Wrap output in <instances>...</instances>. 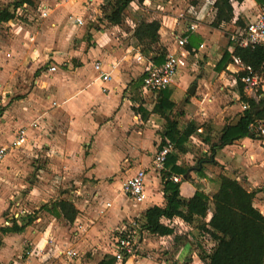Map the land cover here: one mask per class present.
Returning a JSON list of instances; mask_svg holds the SVG:
<instances>
[{
  "label": "crops",
  "instance_id": "0c3cea01",
  "mask_svg": "<svg viewBox=\"0 0 264 264\" xmlns=\"http://www.w3.org/2000/svg\"><path fill=\"white\" fill-rule=\"evenodd\" d=\"M34 1L38 6L54 7L41 17ZM34 1L23 9L36 12L38 17L28 25L25 37L29 40L23 38L21 44L16 41L12 46L9 35L0 41V47L5 45L0 58L6 60L0 67V106L4 107L0 146L9 152L43 144L40 155L46 163L39 166V187L44 202L67 199L78 210L75 220L68 221L56 207L51 213L55 221L35 234L33 242L44 251V257L47 249L63 264H81L90 252L94 264L107 254L114 256L118 229L137 220L149 207L165 205L169 193L165 186L171 174L181 176L180 195L185 199L197 190L215 193L222 175L251 181L254 186L264 179V149L253 132V137H242L213 151L223 128L236 125L246 111L242 107L241 77L250 65L235 53L241 47L232 46L230 34L254 19L264 5L256 0H231L234 16L215 26L217 0H133L130 5L140 11L139 20L118 24L104 17L106 6H111L109 0ZM18 17L16 13L0 23L10 25ZM141 19L159 22V39L143 40L148 41L147 55L125 41L136 38L134 32ZM190 23L196 27L188 31L186 46L180 47L176 37ZM225 24L233 27L227 34ZM116 29L123 36L116 34ZM175 52L179 69L173 83L157 94L145 93L141 79L147 67ZM224 55L226 62L220 66ZM159 58L163 60L157 62ZM98 61L110 74L109 80H102L95 68ZM52 65L57 69L50 70ZM190 81L196 84L194 94L189 93ZM169 102L173 105L168 106ZM169 121L177 122L181 133L194 128L182 150L166 135ZM21 129L25 137L18 140ZM168 142L173 145L168 155L175 156L176 161L172 159L164 171H159L152 162ZM174 165L183 170H174ZM142 168L147 170L145 195L141 201H134L124 194L123 184ZM14 219L20 224L11 216V224L8 220L1 227L11 226ZM180 222L192 226L179 217L172 224ZM28 224H23L22 231L0 232L20 234ZM146 233L153 234L142 233V244L149 248ZM150 244L160 246L158 241L150 240ZM64 245L74 247L78 255H61ZM140 253L126 256L123 264H134ZM157 257L159 260L143 259L147 264H170L163 254Z\"/></svg>",
  "mask_w": 264,
  "mask_h": 264
},
{
  "label": "trees",
  "instance_id": "16d2710c",
  "mask_svg": "<svg viewBox=\"0 0 264 264\" xmlns=\"http://www.w3.org/2000/svg\"><path fill=\"white\" fill-rule=\"evenodd\" d=\"M131 1L133 0H109L112 12L105 13V17L114 24L121 23ZM256 1L264 5V0ZM24 2L18 0L11 7L0 9V22L14 18L17 8ZM215 5L217 7L216 18L213 22L215 26H219L224 21H230L234 16L231 0H217ZM158 28V21L141 19L134 35L140 41L154 42L159 39ZM235 53L253 69L264 70L261 47L237 48ZM226 59L224 55L219 62L220 66L226 62ZM162 60L163 58H159L156 61L161 62ZM165 98L168 96L165 95ZM172 105L173 103L169 102L168 106ZM256 119H264V100L259 103L251 100V108L244 112L240 121L236 125L223 128L221 140L213 145V151L232 144L242 137H253L249 125ZM193 132L194 128L188 127L181 133L177 128V122L169 121L166 135L182 150L184 143ZM172 159L176 161L175 156L167 155L166 165H170ZM174 170L182 171L183 168L174 165ZM168 175L169 173L166 172L165 176L168 177ZM165 190L169 192L165 205L151 206L137 219L141 232L147 231L153 235L168 236L176 232V226L172 224L174 218L179 217L189 224L200 219L202 221L198 227L200 231L209 233L216 242L212 251L202 257L205 264H264V216L253 203L254 191L247 190L236 178L227 175L221 176L219 188L212 195L203 190H197L192 197L185 199L180 195L179 182L170 180H167ZM53 204L61 210L66 220H75L78 210L72 202L61 199ZM23 228L24 226L14 219L11 226L0 227V231L3 233L22 231ZM124 261L125 259L122 264ZM99 264H118V262L115 256L107 254Z\"/></svg>",
  "mask_w": 264,
  "mask_h": 264
},
{
  "label": "rangeland",
  "instance_id": "374dc122",
  "mask_svg": "<svg viewBox=\"0 0 264 264\" xmlns=\"http://www.w3.org/2000/svg\"><path fill=\"white\" fill-rule=\"evenodd\" d=\"M16 1L18 0H0V9L11 7ZM23 1L33 2L34 0ZM194 1L197 2L198 0ZM111 12L112 7L107 5L105 13ZM139 13L140 11L134 10L130 5V7L125 10L123 20H125V23L130 21V19L137 22L139 16H141ZM18 14L19 17L16 18L18 19L16 23L10 25L0 23V41H4V38L11 35L12 40L10 39V41L12 43L10 42V44L12 46L16 41L21 44L23 38L24 40H29L28 37H25L26 31L30 29L28 25H31V22L34 23V19L38 18L36 12L31 10L27 12L25 10H19ZM223 28L226 34L233 29V27L226 24ZM125 29L128 30V28H124V30ZM115 32L123 36L120 30L116 29ZM124 39V37H121V40ZM125 41H128L130 45L135 46L138 50H145V55L150 54V50L145 44V42L148 41L143 42V40L140 41L136 38L125 39ZM6 42L8 41L5 40V43ZM4 46L5 45L0 47V50L5 49ZM9 49L11 48L9 47ZM5 61V59L2 60L0 58V67L4 66L3 62ZM190 83L192 84L193 81H190ZM31 84L32 79L29 86H31ZM3 114L4 107L0 106V118H3ZM32 144L34 145V143ZM43 148L44 145L42 144L40 147L39 145H34L33 149H29L28 147L12 151L10 149L8 156L0 162V227L7 225L6 221H8L11 216H16V218L20 220L21 225L25 222H30L23 233L3 234L0 232V264H63L61 258L56 257L49 249L45 252L47 255L44 257L42 254L44 251H39V247L33 242V238L37 232L44 231L55 221V214L51 213L56 211V206L52 201L44 202V193H42L39 187L42 178L39 166L43 167V165H45L44 163H46L45 158L40 155V151ZM2 168L4 171H1ZM237 180L247 190L255 192L253 203L264 216V179L258 181L255 186L252 185L251 181H244L242 178ZM24 182H27L28 185H24ZM29 188H31L30 191L32 193H30ZM213 193L214 191L212 190L209 195ZM12 195H17V197L12 199ZM53 196H55L54 193H52V197ZM211 209L213 210V206ZM57 219L58 222H63V220ZM201 222L202 221L199 219L194 222L192 226L182 222L176 224L175 237L171 238L165 237L161 239L158 235H148L146 233V235H144L146 239L145 243L149 244V248L143 250L141 252L142 254H139L140 257L135 258L133 263L147 264L143 259L144 257L150 260H159L157 257L158 254H163V258L170 264H204V259H202V257L209 254L215 245H211L213 243V238L209 233L204 231L200 232L198 227ZM72 234L71 231L69 235ZM56 237L55 235L53 238ZM149 239L158 241L160 246L155 245L156 247H154L150 244ZM52 241H54V239H49L50 243ZM143 246L145 245L143 244ZM94 263L95 257L91 252L87 253L81 262V264Z\"/></svg>",
  "mask_w": 264,
  "mask_h": 264
},
{
  "label": "built area",
  "instance_id": "2783aa9c",
  "mask_svg": "<svg viewBox=\"0 0 264 264\" xmlns=\"http://www.w3.org/2000/svg\"><path fill=\"white\" fill-rule=\"evenodd\" d=\"M30 4L24 2L22 6L17 8L19 10L28 8ZM38 10L41 17H45L49 14L52 5H33ZM20 13V12H19ZM81 22L80 19H78ZM195 23H190L185 31H182L177 35V43L180 47L186 46L188 42V31L194 30ZM230 40L233 47L241 48H258L263 49L264 57V10H262L254 19H251L244 26L237 28L230 34ZM236 61L239 59L235 58ZM95 68L100 72L102 80L107 81L110 79V74L103 68L102 62L95 63ZM57 67L52 65L50 70H56ZM179 69V57L178 54L169 53L165 59L159 64H151L146 69V74L142 81V89L145 93H159L163 89L170 86ZM243 83V96L242 107L244 110L251 108V100L259 103L264 100V70H255L251 66L246 67L245 74L241 77ZM104 91H107L106 87H103ZM249 129L256 134L261 146L264 149V119H256L250 123ZM25 137L24 130L21 129L18 134V140H22ZM173 145L168 142L164 147L159 150L153 159L152 166L159 171L166 169V158L172 150ZM8 153V148L0 146V161ZM147 170L145 168L137 170L129 179L123 184V192L125 195L133 199L134 201H141L145 195V180ZM167 180L173 182L181 181V176L177 174H171ZM119 235L116 238V245L118 247L114 256L118 264H122L126 256H135L139 252H142L146 248L142 244V233L138 228V221L133 219L126 222L123 227L118 229ZM61 255H67L73 257L78 255V251L69 245H64L60 249Z\"/></svg>",
  "mask_w": 264,
  "mask_h": 264
},
{
  "label": "water",
  "instance_id": "95a60500",
  "mask_svg": "<svg viewBox=\"0 0 264 264\" xmlns=\"http://www.w3.org/2000/svg\"><path fill=\"white\" fill-rule=\"evenodd\" d=\"M195 89H196V84L194 83V84H192V86L190 87V89H189V93L194 94Z\"/></svg>",
  "mask_w": 264,
  "mask_h": 264
}]
</instances>
